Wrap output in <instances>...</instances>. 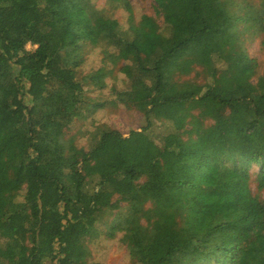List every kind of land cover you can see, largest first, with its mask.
I'll return each instance as SVG.
<instances>
[{
  "label": "trees",
  "instance_id": "1",
  "mask_svg": "<svg viewBox=\"0 0 264 264\" xmlns=\"http://www.w3.org/2000/svg\"><path fill=\"white\" fill-rule=\"evenodd\" d=\"M153 2L174 9L166 28L125 33L90 0H0V264H100L85 244L113 209L107 235L134 264H264V228L257 245L234 238L264 210L250 189L257 168L264 191V70L242 83L255 61L241 43L264 32V0ZM86 45L123 63L111 103L146 125L75 153L58 133L104 107L86 94L103 74L78 75Z\"/></svg>",
  "mask_w": 264,
  "mask_h": 264
},
{
  "label": "rangeland",
  "instance_id": "2",
  "mask_svg": "<svg viewBox=\"0 0 264 264\" xmlns=\"http://www.w3.org/2000/svg\"><path fill=\"white\" fill-rule=\"evenodd\" d=\"M256 3L258 0H251ZM95 9L103 16L112 19L125 33L133 31L135 27L152 28L155 25L164 27L167 18L172 19V10H159L155 8L153 0H90ZM176 2V1H175ZM177 3V2H176ZM241 43L248 57L255 61V66L249 69V77H245L242 83L252 87L257 78L264 70V32L258 27L241 28ZM166 34V30L163 31ZM31 50V46L26 47ZM109 68L110 64H105L102 55V47L86 45L83 47V60L78 69L79 77L85 76L96 71H100L103 77L90 80L91 86H86V94L92 102L102 103L104 107L99 109H88L77 113V117L72 120L63 131L57 135V139L67 151H88L90 145L95 142L97 134L102 129L110 128L118 131L124 137L131 131H138L146 125L144 116L133 109H127L121 105L111 103L112 89L122 90L126 88L124 65ZM102 71V72H101ZM199 71V70H198ZM192 74L188 78L191 79ZM201 81V80H200ZM204 82V81H201ZM99 83L104 87L101 89ZM166 122H156L153 130V137L157 140L168 128ZM87 174L97 171L95 163L85 164ZM257 168H253L251 173L250 189L253 195L257 196L264 203V191H257L254 181ZM115 199V198H113ZM124 204L120 203L121 212H124ZM112 213L107 214L105 219L96 225L97 235L93 239L86 240V247L89 251V259L92 263L100 264H134L128 254V250L121 243L122 233H115L113 236L107 235L108 226L112 221ZM264 210L256 213L251 223L247 225V230L236 232L234 238L238 239L242 246L257 245L263 234Z\"/></svg>",
  "mask_w": 264,
  "mask_h": 264
}]
</instances>
